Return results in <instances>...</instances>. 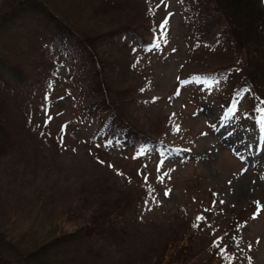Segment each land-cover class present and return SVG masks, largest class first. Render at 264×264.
I'll return each instance as SVG.
<instances>
[{
    "label": "trees",
    "instance_id": "trees-1",
    "mask_svg": "<svg viewBox=\"0 0 264 264\" xmlns=\"http://www.w3.org/2000/svg\"><path fill=\"white\" fill-rule=\"evenodd\" d=\"M185 1L204 50V59L195 60L199 67L186 77L205 89L215 84L222 109L231 108L255 122L264 115V0ZM160 27L145 0H0V151L30 141H38L41 148L50 143L41 125L43 103L58 68L71 59L74 67L67 65L65 72L77 92L71 96L72 115L96 123L92 138L101 134L98 148L107 150L104 146L112 139L121 144L122 160L130 167L127 176L93 196V210L75 229L65 230L63 223L51 219L44 235L27 228L14 240L0 229V264H92L95 252L113 236L121 239L117 244L125 264H245L230 236L243 229L245 218L258 214L257 197L248 206H220L212 199L214 190L204 192L195 184L201 181L195 175L187 199L164 219L141 222L138 217L149 191L157 186L150 181L155 173L140 169V157L144 148L162 143L178 114L161 113L149 127L139 125L127 106L143 95L117 79V72L109 73L116 57L110 53L104 58L98 48L118 44L117 38L126 33L149 47ZM123 48L128 51L129 43ZM241 101L246 105L242 110L237 109ZM94 160L104 163L96 154ZM193 193L195 204L189 197ZM42 207L50 215L55 211L51 199ZM214 212L223 228L217 234L208 226ZM197 215L205 219L193 227ZM138 222L154 227L155 234L143 237ZM93 236L104 239L101 246L94 247Z\"/></svg>",
    "mask_w": 264,
    "mask_h": 264
},
{
    "label": "rangeland",
    "instance_id": "rangeland-1",
    "mask_svg": "<svg viewBox=\"0 0 264 264\" xmlns=\"http://www.w3.org/2000/svg\"><path fill=\"white\" fill-rule=\"evenodd\" d=\"M145 1L161 25L167 21L158 30L157 40L148 47L126 33L117 38L118 44L98 48L104 58L110 53L116 57L109 73L117 72V79L134 88V94L143 95L127 106L139 125L149 127L161 113L178 114L170 120L175 128L166 133L162 143L144 148L140 157V169L155 173L150 181H156L157 186L146 197L138 217L141 222L164 219L187 199L186 190L199 175L201 183L195 184L204 192L214 190L212 199L220 206H248L257 197L258 214L245 218L243 229L230 237L245 264H264V115L252 122L241 112L222 109L215 84L205 89L186 77L199 67L204 50L185 0ZM125 43H129L128 51L123 48ZM72 62L66 59L58 68L43 103L41 125L50 143L41 148L38 141H30L24 146L6 145L0 151V229L7 238L14 240L27 228L44 235L51 219L63 223L65 230L75 229L93 210V196L129 173L128 163L122 160V145L112 139L104 146L107 150L98 148L101 134L92 138L96 123L72 115L71 96L77 92L65 72L67 65L74 67ZM125 68L124 75L121 70ZM245 107L241 101L237 109ZM52 147L56 152H51ZM95 154L103 164L95 162ZM166 190H171L168 195H164ZM189 197L192 204L198 200L194 193ZM48 199L55 205L51 215L42 207ZM215 213L208 218V226L217 234L223 228L216 224L220 216L215 218ZM141 222L138 229L143 237L155 234L154 227ZM92 240L98 247L104 239L93 236ZM108 240L110 244L95 252L92 264H125L117 244L121 239L113 236Z\"/></svg>",
    "mask_w": 264,
    "mask_h": 264
},
{
    "label": "snow or ice",
    "instance_id": "snow-or-ice-1",
    "mask_svg": "<svg viewBox=\"0 0 264 264\" xmlns=\"http://www.w3.org/2000/svg\"><path fill=\"white\" fill-rule=\"evenodd\" d=\"M167 24V21H165V24L164 25H161V27H165V25ZM157 47L159 46L158 44L156 45ZM63 139H64V137L63 136H61V141H63ZM103 163V162H102ZM110 167H111V165H109ZM165 175H167V173H165ZM147 176H145V180L147 181ZM159 179H161V181H163V176H161V177H159ZM169 191H171V190H166L165 192H164V195H168V193H169ZM149 195H151V190L149 191ZM145 203H147V201H145ZM258 203V202H257ZM257 211H259V208L257 209ZM205 219V217L203 216V215H197L196 216V219H195V222L193 223V227H199V225H200V222L202 221V220H204Z\"/></svg>",
    "mask_w": 264,
    "mask_h": 264
},
{
    "label": "bare ground",
    "instance_id": "bare-ground-1",
    "mask_svg": "<svg viewBox=\"0 0 264 264\" xmlns=\"http://www.w3.org/2000/svg\"><path fill=\"white\" fill-rule=\"evenodd\" d=\"M247 187V186H246ZM241 189V188H240ZM238 193H239V190H238Z\"/></svg>",
    "mask_w": 264,
    "mask_h": 264
}]
</instances>
